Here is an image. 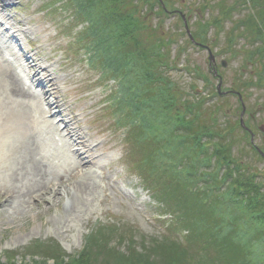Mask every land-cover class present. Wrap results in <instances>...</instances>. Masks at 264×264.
Segmentation results:
<instances>
[{"label":"trees","instance_id":"obj_1","mask_svg":"<svg viewBox=\"0 0 264 264\" xmlns=\"http://www.w3.org/2000/svg\"><path fill=\"white\" fill-rule=\"evenodd\" d=\"M60 1L83 24L76 40L88 53V65L99 70V78L114 81L107 104L117 126L125 127L129 145L141 148L144 157L133 160V167L152 191L159 215L170 219L164 233L126 250L108 240L115 230L106 226L87 235L72 256L55 242H40L33 248L51 260L45 264H264V168L258 164L264 162L259 151L264 152V133L257 129L258 110H246L245 128L227 105L235 95L241 112L232 90L246 103L240 86L264 87V0H220L218 14L192 29L199 42H207L200 35L213 30L209 37L223 38L233 59L241 53L244 63L253 66L256 84L250 74L243 72L247 76L241 80L238 73V86L224 88L225 94L213 85L216 77L209 67L207 72L194 67L187 54L178 66L179 53L172 46L180 53L199 46L189 38L180 14L181 26L163 27L165 17L178 15L163 0ZM152 11L160 24L152 25ZM227 22L232 26L224 30ZM184 70L191 76L188 89L172 74ZM232 116L239 119L229 123ZM237 131L246 146L240 147ZM250 131L263 134L259 144L251 141ZM0 264L18 262L11 254L6 260L0 256Z\"/></svg>","mask_w":264,"mask_h":264},{"label":"rangeland","instance_id":"obj_2","mask_svg":"<svg viewBox=\"0 0 264 264\" xmlns=\"http://www.w3.org/2000/svg\"><path fill=\"white\" fill-rule=\"evenodd\" d=\"M163 1L172 12L180 10L184 13L191 29H195V25L200 20L205 22L217 15V6L221 2L224 1L225 4L231 2V0ZM10 3L7 5L6 0H0V12L2 13L0 20H3L0 32L7 38L10 37L8 36L10 33H15L17 37V39L14 36L8 38L7 44L23 56L24 50L38 52L37 57L40 62L53 64L47 74H53L59 78L58 91L61 102L64 103L65 121L58 114H52L51 120L58 131L52 132L51 136L44 139H42L43 136L40 137L42 154L47 162L54 164L57 169L60 168L59 173L69 179L68 181L73 180L71 175L75 168L72 167L77 164V161L71 152L61 153L63 139H69L72 142L75 138L82 139L87 147H91V143H100L98 149L92 151L97 155L94 161H99L100 164L95 162L90 169L89 177L93 189L78 200V206L72 213L66 211L68 195L64 189L62 193L49 197L48 200L36 199L29 204L25 203L21 209L17 208L18 205L15 203L10 207L0 208L1 258L6 260L7 255L13 254L18 264H45L46 255L38 251V248H33L40 242H55L68 255H76L83 248L86 236L103 226H106V230L110 227L114 228L113 236L108 237V240L122 250H126L129 244H140L142 238L151 241L154 237L164 233L162 223L169 217L168 215L162 218L159 216L152 191L146 189L139 171L134 169L131 162L143 158L144 154L137 145L127 143L128 139L124 130L117 126L107 104L114 81L99 78V70L87 63L86 49L80 48V44L77 43L76 33L83 27V24L73 19L71 8L65 7L60 0H14L12 4ZM156 12L149 13L153 19L151 20L152 25L160 24L162 21L155 15ZM177 14L172 15L171 13L170 17H165L163 27L173 30L175 24L181 26L179 13ZM239 14L240 11L236 10L234 17L238 18ZM27 25L34 28L33 33L26 34L22 31ZM230 26L232 23L227 22L224 30H228ZM217 30L220 29L217 28ZM211 34L213 36V30L209 35ZM209 35L201 34V37L209 39L206 42L202 38L201 40L205 43L201 42L210 46L216 55L217 67L223 75V88H229L232 84L236 85L237 83L234 82L238 73L241 75L239 77L241 80H246V76L250 74L256 84L257 78L254 77L255 71L251 63L245 64L241 53L233 59L224 47V39L214 41ZM239 41H241L240 44L243 42L241 38ZM197 48L200 50L189 48L185 53H180L178 48L172 46V49L179 53L180 64L178 66L182 67L183 56L187 54V58L193 62L194 67L207 72L208 50L202 46ZM224 59L227 60L226 66L221 64ZM243 72L247 75L243 76ZM172 74L180 81L184 89H188L191 79L185 70ZM218 82V78L212 79L214 86H217ZM200 84L203 86L202 81ZM41 87V85H34L33 89L41 92ZM211 87L212 85L209 84L208 88ZM240 87L246 90L248 96L245 103L244 122L248 117L249 108L256 112L258 110L254 115L257 129L260 126L264 133V106L256 103L257 101L264 102V87L258 83L249 85L248 88L246 85ZM228 98L227 105L240 118V110L238 111L237 108L240 104L238 97L233 95ZM44 106L47 107L45 102ZM236 116H232L229 123L239 119ZM66 121L74 130V137L69 136L68 129L64 127ZM236 135L240 147L246 146L242 132L237 131ZM14 136V133L9 134L7 138L13 139ZM254 137L255 142L259 144L263 134L258 131ZM60 138L61 140H57ZM84 156V161L88 162L90 158L86 157V154ZM258 164L260 168H264V162ZM66 169L70 171L66 172ZM2 172L0 169V181ZM69 197L72 199L71 195ZM132 235L134 239L130 241ZM46 262L51 263V260L47 259Z\"/></svg>","mask_w":264,"mask_h":264},{"label":"bare ground","instance_id":"obj_3","mask_svg":"<svg viewBox=\"0 0 264 264\" xmlns=\"http://www.w3.org/2000/svg\"><path fill=\"white\" fill-rule=\"evenodd\" d=\"M0 15L2 16L1 12ZM2 21L0 20V27ZM8 36L17 39L15 33ZM8 38L0 32V48L4 47L3 51L0 50V169L3 171L0 208L10 207L15 203L21 209L25 203L29 204L36 199L48 200L64 189L68 195L66 211L72 213L78 206V200L93 189L90 169L95 162L100 163L94 161L97 155L92 151L99 146L87 147L82 139L75 138L73 142L63 139L61 153L71 152L77 161L72 167L75 168L72 175L70 173L72 181L59 173L60 168L57 169L54 164L46 161L40 150L42 145L39 139L58 131L51 120L52 114H58L65 121L64 103L61 102L58 91L59 78L46 74L48 66L39 61L38 52L24 50L23 56L19 51L11 49L10 44H7ZM36 84L42 86L41 92L33 89ZM66 122L64 127L68 129L69 136L74 137V130ZM13 133V139L7 138ZM57 144L61 146L58 142ZM85 154L90 158L88 162L84 161ZM4 164L7 166L4 167ZM68 170L70 171L66 169V172ZM62 185L63 188H60Z\"/></svg>","mask_w":264,"mask_h":264},{"label":"water","instance_id":"obj_4","mask_svg":"<svg viewBox=\"0 0 264 264\" xmlns=\"http://www.w3.org/2000/svg\"><path fill=\"white\" fill-rule=\"evenodd\" d=\"M185 22H186V20H185ZM186 28H187L188 33L191 34V33H190V30H189V28H188L187 25H186ZM210 59H211L213 62L215 61V58H214V56H213L212 53H211ZM224 65H226V62H224ZM218 87H219V88L221 87V83L218 85ZM244 111H245V109L243 110V113H244ZM243 113H242V114H243ZM242 120H243V119H242Z\"/></svg>","mask_w":264,"mask_h":264}]
</instances>
